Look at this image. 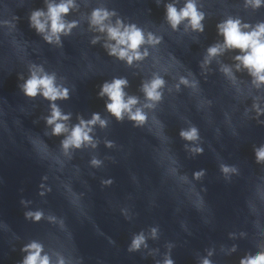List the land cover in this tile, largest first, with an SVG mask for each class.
Listing matches in <instances>:
<instances>
[{"label":"clouds","instance_id":"clouds-1","mask_svg":"<svg viewBox=\"0 0 264 264\" xmlns=\"http://www.w3.org/2000/svg\"><path fill=\"white\" fill-rule=\"evenodd\" d=\"M47 11L42 9L33 10L29 16V25L37 34L42 35L47 43L60 44L61 34H69L71 29L76 26V21L67 22L64 17L75 7L74 0H60V3L48 2L45 0ZM253 7H260L262 0H250ZM165 19L171 25L173 30H176L183 21H187L193 31H204L202 21L205 19V14L197 7L196 0H186L185 5L177 9L175 4L168 3L165 6ZM116 13L109 12L107 9L97 8L91 13L90 23L95 26L100 32H106L109 41L115 43H106L104 45L108 55L115 56L120 60H124L131 65L133 61L144 59L148 53L145 49L141 52V46L148 44H156L160 42V38L154 37L149 33L147 38L142 29L135 24L125 25L122 20L117 19L113 25L105 23L109 18ZM249 25L241 24L239 19L228 18L217 24L218 34L224 37L223 44H215L207 49L209 57H215L224 50L238 49L242 55H237L235 59L239 62L237 69L242 65L248 70L249 74L254 78L257 84L264 83V22L259 23L250 31H244L242 28H248ZM99 37L95 38L92 43H96ZM209 61H204L207 64ZM225 73L230 69L223 68ZM30 75L22 85H19L24 95L30 98L36 97L38 94L45 99L51 101V115L46 118L47 125L52 127V135L60 136L65 132L69 134L61 141V146L67 152L69 148H80L84 143H92V137L89 133L92 131V126L99 123L101 127L106 126V121L100 118L98 113H94L91 120L85 121L80 119V122L73 126L69 132L66 125L60 121H67L69 115L62 114L61 110L54 103L57 99L68 98V89L62 88L56 84L55 73L49 74L44 71L42 66L32 65L29 68ZM18 76V79H22ZM164 80L155 76L151 81L143 83L141 90L145 98L150 103L145 107H155V102L162 99V93L159 91L164 86ZM181 83L188 84V81L181 77ZM128 86L126 78H113L111 82H104L98 92V96L103 98L108 97L105 107L118 121L123 120L125 114L128 119L135 122V126H142L147 121V114L141 109L134 106L138 104V98L135 96H127L124 88ZM179 87V85H177ZM180 136L186 140H195L198 138V130L193 127L188 131L181 130ZM95 145L93 144V147ZM111 147V142H108ZM195 151H202L196 149ZM257 162L264 161V147L255 150ZM93 165H98L100 162L93 159ZM228 166L221 165V171L228 173ZM202 173H197L199 177ZM23 203V201H22ZM42 211L26 212L25 218L39 222L43 218ZM55 217H49V220H54ZM155 233V229H153ZM144 243V236L137 235L129 248V251L138 250L141 244ZM27 255L23 258L22 264H51L50 257L47 254L42 255L43 245L32 241L22 248ZM211 254V253H209ZM58 264H64V260L60 259ZM164 264H173L171 259H166ZM202 264H211L208 259H204ZM240 264H264V251H258L255 255H248L240 261Z\"/></svg>","mask_w":264,"mask_h":264}]
</instances>
